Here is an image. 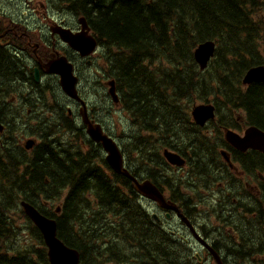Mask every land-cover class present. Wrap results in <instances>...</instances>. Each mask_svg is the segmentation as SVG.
I'll return each mask as SVG.
<instances>
[{
	"label": "trees",
	"instance_id": "trees-1",
	"mask_svg": "<svg viewBox=\"0 0 264 264\" xmlns=\"http://www.w3.org/2000/svg\"><path fill=\"white\" fill-rule=\"evenodd\" d=\"M50 1L88 19L98 42L109 49L105 68L116 79L126 108L146 128L154 126L162 135L178 138L179 149L211 151L209 141L188 123L192 105L199 102L214 103L220 120L244 113L248 125L264 129V80L243 84L252 66L264 64V0ZM206 40L216 42V51L200 70L194 51ZM221 125L231 124L216 125L219 135ZM18 147L0 146V264H50L43 236L21 201L56 219L58 237L80 252V264H133L135 254L136 264H197L183 259L186 247H176L172 238L156 247L157 237L136 233L135 224L141 230L152 220L134 209L125 191L127 177L121 184L83 180L51 145L33 154ZM86 193L94 195L110 219L103 229L86 214L94 209ZM234 231L239 237L235 234L226 250L234 252L233 264L264 254V212L255 224L250 221Z\"/></svg>",
	"mask_w": 264,
	"mask_h": 264
},
{
	"label": "flooded vegetation",
	"instance_id": "flooded-vegetation-1",
	"mask_svg": "<svg viewBox=\"0 0 264 264\" xmlns=\"http://www.w3.org/2000/svg\"><path fill=\"white\" fill-rule=\"evenodd\" d=\"M5 16L0 13V42L16 45L12 39L24 35L29 36V41L27 45L22 43L16 65L4 54V46H0V69L8 78L0 81V122L5 125L0 133V144L10 140L18 144L31 135L36 143L44 141L59 154H65L72 174L80 179H103L121 184L124 172H127L139 184L153 183L172 207L177 206L187 219L179 217L181 232L178 233L175 226L176 230L167 223L175 218V211L159 207L165 210L163 214L159 213L162 222L149 223L150 238L158 239L156 247L167 245L171 237L186 247L184 260L200 264L195 259L198 252L201 264H217L212 251L204 246L208 244L224 264L236 263L234 252L226 251L232 247L236 236H226V231H240L241 225L250 221L255 224L264 212V152L259 151L261 155L252 152L257 150L242 151L225 140L226 128L244 134L248 126L243 115L237 114L230 120L216 119L201 127L190 112V127L209 141L211 151L203 153L189 150L186 146L179 149L178 138L162 135L154 126L146 128L126 108L116 79L105 68L110 59L107 47L99 55L95 52L82 57L50 31L54 28L50 24L44 25L49 32L39 31V43L33 47L26 29L27 26L32 28L30 21L20 19L21 22L13 21L14 24L8 26ZM43 21H52L55 27L58 26L50 16ZM60 22L75 32L79 31V25L72 20L63 18ZM59 55L68 57L74 64L73 71L79 79L78 97L66 95L61 87V77L51 73L47 67V62ZM98 60L103 62L98 65ZM97 65L98 68L94 69ZM37 77L39 81H36ZM223 122L231 125H221L222 133L217 135L214 127ZM92 130L115 145L123 158L124 167L120 171L110 165V152L107 151L106 156L104 148L93 138ZM189 137L198 139L197 135ZM166 151L179 155L185 163L173 165L166 158ZM251 156L254 163L249 160ZM253 164L254 170L251 169ZM131 193L148 200L136 184L132 186ZM167 212H170L169 216ZM190 225L199 239L195 238ZM226 244L231 245L226 247ZM156 247L154 249L158 251ZM135 259H138L136 254L134 264Z\"/></svg>",
	"mask_w": 264,
	"mask_h": 264
},
{
	"label": "water",
	"instance_id": "water-1",
	"mask_svg": "<svg viewBox=\"0 0 264 264\" xmlns=\"http://www.w3.org/2000/svg\"><path fill=\"white\" fill-rule=\"evenodd\" d=\"M85 22L84 20H82ZM61 37L68 41L75 49L80 51L83 55H89L93 52L96 42L92 38L89 41L85 36H78L72 34L69 30L58 29ZM216 50V43L213 40H207L200 43L194 51L196 61L199 63L202 69L207 68L211 58L214 56ZM50 72L58 73L61 76V85L63 91L72 96H77V77L72 71V65L69 64L66 59H62L51 62L48 65ZM38 80V77L36 78ZM256 80H264V65H258L251 67L245 74L243 82L250 84ZM194 117L200 125H205L210 119L215 118V106L210 104H201L194 108ZM2 126L0 125V130ZM92 136L96 140H102L106 150L110 152L108 157L111 165L120 171L122 166V158L118 153L115 145L101 133L97 131H91ZM226 139L241 150L248 148H254L264 151V131L256 126H251L246 129L244 136L228 130L226 132ZM31 143L27 144V147H31ZM166 157L171 163L182 164L183 159L174 153L165 152ZM147 185L140 186L141 190L149 195V197L161 203L165 206V199L163 195L156 189L151 187V184L147 182ZM150 184V185H149ZM22 206L25 213L35 223V225L41 231L45 244L48 248L49 261L51 264H79L80 253L74 248L68 247L57 235V222L56 220L46 217L39 212L33 205L23 201ZM215 256L218 264H223L220 256L209 246L208 247Z\"/></svg>",
	"mask_w": 264,
	"mask_h": 264
},
{
	"label": "rangeland",
	"instance_id": "rangeland-1",
	"mask_svg": "<svg viewBox=\"0 0 264 264\" xmlns=\"http://www.w3.org/2000/svg\"><path fill=\"white\" fill-rule=\"evenodd\" d=\"M45 3H47V0H0V11L7 10L10 14H14L15 12H18L20 14L25 13L27 16H31V18H28L29 20H34V17L36 19L39 18V16H44L47 14H55V10L46 6ZM51 25V22H45L44 25ZM100 62H103L102 60H98V65ZM98 65L94 68H98ZM210 154V153H209ZM164 183V180H161ZM252 184V181H251ZM102 210L100 207L95 206L93 210L87 209L86 214L89 217H92L93 219L98 218L100 219ZM110 217L111 214H108ZM102 227L103 229L107 224H110L109 217L105 214L103 217ZM22 222V221H21ZM24 222H22V225ZM105 224V225H104ZM226 227V226H225ZM224 227V232H225ZM232 232V231H231ZM231 234H237L235 231H233ZM23 237L26 236V234L22 235ZM263 253H256L252 258L245 261L244 264H263L264 257H262Z\"/></svg>",
	"mask_w": 264,
	"mask_h": 264
},
{
	"label": "bare ground",
	"instance_id": "bare-ground-1",
	"mask_svg": "<svg viewBox=\"0 0 264 264\" xmlns=\"http://www.w3.org/2000/svg\"><path fill=\"white\" fill-rule=\"evenodd\" d=\"M48 72V71H47ZM48 78V77H47ZM7 122V121H6ZM9 125V124H8Z\"/></svg>",
	"mask_w": 264,
	"mask_h": 264
}]
</instances>
